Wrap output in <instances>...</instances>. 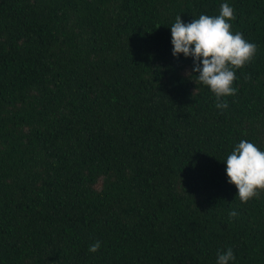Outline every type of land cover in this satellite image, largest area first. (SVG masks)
Here are the masks:
<instances>
[{
    "label": "trees",
    "instance_id": "16d2710c",
    "mask_svg": "<svg viewBox=\"0 0 264 264\" xmlns=\"http://www.w3.org/2000/svg\"><path fill=\"white\" fill-rule=\"evenodd\" d=\"M223 3L257 51L218 109L170 27ZM240 140L264 151V0H0V264H216L228 247L264 264V191L241 203L225 173Z\"/></svg>",
    "mask_w": 264,
    "mask_h": 264
},
{
    "label": "clouds",
    "instance_id": "9594fccd",
    "mask_svg": "<svg viewBox=\"0 0 264 264\" xmlns=\"http://www.w3.org/2000/svg\"><path fill=\"white\" fill-rule=\"evenodd\" d=\"M234 19L233 8L223 3L218 15H200L189 23H184L178 15L170 27L172 56L182 54L192 58V69L186 75L190 78L198 73L196 80L208 87L218 109L228 107L224 98L237 93L233 87L236 70L252 61L257 51V46L241 33L232 32L230 21ZM223 162L228 183L237 189L236 196L241 203L259 198L264 191V151L247 140H240ZM228 215L232 219L238 213L232 210ZM100 247L101 242L97 240L88 250L95 253ZM234 259L233 250L228 247L218 251L216 264H230Z\"/></svg>",
    "mask_w": 264,
    "mask_h": 264
}]
</instances>
